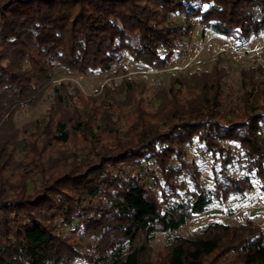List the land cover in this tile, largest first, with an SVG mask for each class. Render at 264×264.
I'll list each match as a JSON object with an SVG mask.
<instances>
[{
	"label": "trees",
	"instance_id": "obj_1",
	"mask_svg": "<svg viewBox=\"0 0 264 264\" xmlns=\"http://www.w3.org/2000/svg\"><path fill=\"white\" fill-rule=\"evenodd\" d=\"M194 20L248 43L264 31V0H0V264H264L263 227L214 223L175 238L156 259L150 246L153 233L177 231L214 202L245 196L252 179L264 191L262 67L242 71L238 105L226 101L220 59L209 73L174 74L156 110L138 98L145 86L130 80L88 98L60 84L54 97L68 118L54 122L49 112L27 140L15 137L14 114L39 102L56 64L82 76L107 73L127 53L163 70L185 55ZM114 117H131L124 133ZM100 124L109 133L97 134ZM77 134L83 144L73 150ZM193 145L213 159V190L188 160ZM10 168L17 184L3 177ZM184 174L192 190L179 181ZM32 175L40 185L29 192ZM79 232L97 243L82 244Z\"/></svg>",
	"mask_w": 264,
	"mask_h": 264
},
{
	"label": "rangeland",
	"instance_id": "obj_2",
	"mask_svg": "<svg viewBox=\"0 0 264 264\" xmlns=\"http://www.w3.org/2000/svg\"><path fill=\"white\" fill-rule=\"evenodd\" d=\"M171 20L181 23L184 20L183 16H171ZM195 29L184 39L183 50L186 52L181 58H176L163 70L149 68L148 66L132 61L127 53L123 54L121 62L113 67L110 72L100 73L93 72L90 75L82 76L78 73H72L63 69L59 64L55 65L52 73L50 86L46 89L39 102L34 106H24L20 108L13 117L14 128L18 131L16 134L17 141L27 140L29 134L34 133L37 129L36 122H44L47 120L49 112L53 114L54 122L67 119V114L63 106L56 105L54 97V90L60 84L64 90L74 95L76 91L88 98L96 96L100 91L108 86L111 90H118L122 86L124 80L134 82L139 88L145 86V93L138 95V98L143 97L144 107L148 110H156L161 101L159 95L170 91L174 74L190 68L194 71L212 72L215 64L220 59L222 61L221 67L228 70V77L225 78V97L229 105H238L240 98L244 94L242 88V71L249 69L251 66H260L263 68V73L258 75L259 88H264V31L254 37L248 43H241L233 39L226 38L204 29L194 20ZM178 89V85L176 87ZM61 90V88H60ZM186 90L183 89V92ZM116 101L123 102L126 99L124 93L115 96ZM123 110L126 115L132 112L134 116V109H130L127 105H123ZM128 119L113 118L121 133H124L127 127ZM99 130L109 133V125L100 124ZM24 130H27L24 132ZM10 135V133H8ZM103 138V137H102ZM83 144L81 135L77 134L75 143L72 144V149L77 150ZM77 147V148H76ZM188 160L193 165V168L200 173V180L207 190H213V159L209 154L203 153L197 145L187 148ZM23 154L19 151L15 159L22 160ZM236 173L238 176L246 175V170L238 168ZM3 177L9 183L17 184V171L12 168L8 169ZM39 176L32 175L27 182L28 191L38 188L40 185ZM179 181H186L188 189L192 190V184L185 174L180 176ZM157 195H160L157 190ZM183 193V192H182ZM183 198L187 200L189 197L184 195ZM211 209L203 214L193 216V219L188 225L180 228L177 231L169 233H153L150 238V246L152 248L151 256L156 259V254L162 253L167 246L178 237L188 238L195 233L207 228L214 223H221L238 228L244 232L249 226L264 228V191L260 189L257 181L252 179V187L243 197H235L229 199L225 206L214 202ZM64 234H68V229L62 228ZM76 240H81L84 245L97 243L96 238L88 235H82L81 232L75 235ZM84 251V250H83ZM232 256H229L231 258ZM228 256H225V259ZM209 263V262H208ZM207 263V264H208ZM75 264H86L82 261H77Z\"/></svg>",
	"mask_w": 264,
	"mask_h": 264
}]
</instances>
